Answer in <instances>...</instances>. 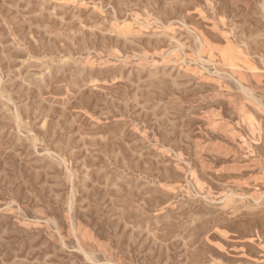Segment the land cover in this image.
<instances>
[{
    "label": "rangeland",
    "instance_id": "rangeland-1",
    "mask_svg": "<svg viewBox=\"0 0 264 264\" xmlns=\"http://www.w3.org/2000/svg\"><path fill=\"white\" fill-rule=\"evenodd\" d=\"M0 264H264V0H0Z\"/></svg>",
    "mask_w": 264,
    "mask_h": 264
}]
</instances>
